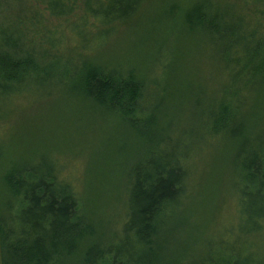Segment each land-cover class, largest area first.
Wrapping results in <instances>:
<instances>
[{
    "label": "trees",
    "instance_id": "trees-1",
    "mask_svg": "<svg viewBox=\"0 0 264 264\" xmlns=\"http://www.w3.org/2000/svg\"><path fill=\"white\" fill-rule=\"evenodd\" d=\"M156 4L0 0V106L27 84L42 90L54 84L62 103L88 105L118 136L110 140L117 160L134 148L130 141L144 154L127 170L124 214L107 237L110 222L104 225L96 209L105 170L94 172L100 181L91 177L78 200L58 181L54 163L36 155L33 162L9 160L0 138V264H264L248 244L264 231V0H243L238 10L231 0ZM12 10L21 16L19 27L28 14L30 27L12 30ZM71 20L74 44L62 62L60 30ZM120 31L129 33L121 55L107 58L103 41ZM90 39L99 50L87 46ZM60 65L71 69H54ZM189 103L196 109L204 103L197 135L204 152L215 142L230 150L242 221L206 244L202 227L191 226L198 235L191 239L177 216L197 179L179 132L185 111L194 108Z\"/></svg>",
    "mask_w": 264,
    "mask_h": 264
},
{
    "label": "rangeland",
    "instance_id": "rangeland-1",
    "mask_svg": "<svg viewBox=\"0 0 264 264\" xmlns=\"http://www.w3.org/2000/svg\"><path fill=\"white\" fill-rule=\"evenodd\" d=\"M162 2L163 0H153V3L158 5H161ZM231 2L237 10L243 5V0H231ZM11 4L12 1H10ZM27 16L28 14L22 18L25 21V27H19L18 23L21 16L16 14V10L10 11V28L13 27L12 30L29 28ZM73 21L75 20H71L66 27L60 30L64 37L59 42L60 47L57 51L60 55L62 54L60 56L62 62L68 57L67 52L72 51L70 46L74 40L68 32L74 23ZM142 22L149 25L147 18ZM128 35L129 33L124 35L120 31L113 38H108L106 42L103 41L106 39L104 38L102 40L103 46L107 48L104 55L107 58H117L121 55L123 49L121 47L125 40H128ZM87 46L99 50L98 47H95L93 39L89 40ZM62 62H60L61 65ZM61 65L54 67V69L60 71L71 69ZM200 67V71L205 68L202 64ZM149 78L153 79L152 76ZM50 85L42 90L27 84L21 94L13 96L0 106V113L2 114L0 120H2L1 125L3 126H0V130L2 131L6 126L4 134L0 132V138L3 137L1 140L5 144V151L10 150L9 160L33 162L35 161L33 155L38 158L46 157L45 164L52 166L54 163L58 181L69 184L74 194L77 192L79 195H77L78 200L84 198V189L88 190L86 185L91 177L97 185L98 178L93 176L94 172L99 169L105 170L106 176L102 177L104 185H99L102 190L98 193L100 205L96 209L102 215L104 225L105 222H110L108 228L104 226L107 231L104 232L105 235L107 237L113 235L124 214L123 198L126 191L127 172L129 168L140 161V157L144 154L143 152L139 153L138 145H134L130 141L129 144H132V148L134 147L138 153L133 148L127 150L123 158L117 160L115 149L118 148L111 145V141L113 144L118 136L112 133V130L107 127L108 124L95 119L91 115L88 105L77 110L73 105L62 103L60 101L61 96L56 94L54 84ZM203 106L204 103L196 109L193 103L186 105L188 108H194L185 111L183 126L179 130V132L184 133L183 137L188 141L187 148L193 158L191 165L193 169L191 168V170L193 177L197 179L196 182L194 181L192 192L188 195L189 197L177 216H181V225H184L185 229L189 228L191 239L198 237L197 234L192 233L195 228L192 230L191 226L195 224L202 227L204 235H200V237L202 236L201 239H204L203 242L206 244L211 241L210 235L216 233L218 235L226 229L232 230L233 225L238 228L242 221L239 220L238 205H235L236 202L233 197L232 189L236 178L235 173L231 172L229 164L230 150L225 145L223 147L220 143L215 142L214 146L210 145V148L204 152L202 145L197 140V135L201 132L199 112ZM182 109L183 107H181ZM107 147H109L107 154L111 158H108L107 167L103 168L105 162L100 157L107 150ZM91 208L96 211L92 206L87 210L93 213ZM201 239L199 240L200 248L204 244L200 243ZM248 244H253L254 250L252 249V252L256 258L264 256V231Z\"/></svg>",
    "mask_w": 264,
    "mask_h": 264
}]
</instances>
